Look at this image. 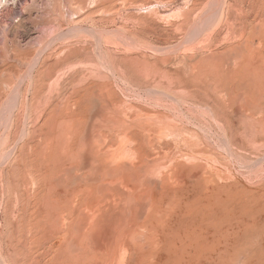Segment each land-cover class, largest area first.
Wrapping results in <instances>:
<instances>
[{"label":"rangeland","instance_id":"1","mask_svg":"<svg viewBox=\"0 0 264 264\" xmlns=\"http://www.w3.org/2000/svg\"><path fill=\"white\" fill-rule=\"evenodd\" d=\"M0 264H264V0H0Z\"/></svg>","mask_w":264,"mask_h":264}]
</instances>
